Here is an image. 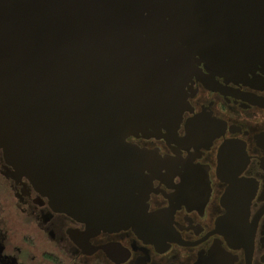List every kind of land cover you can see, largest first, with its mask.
<instances>
[{"label": "water", "instance_id": "95a60500", "mask_svg": "<svg viewBox=\"0 0 264 264\" xmlns=\"http://www.w3.org/2000/svg\"><path fill=\"white\" fill-rule=\"evenodd\" d=\"M256 71L264 0H0V150L88 230L152 236L171 159L126 140L175 137L194 79Z\"/></svg>", "mask_w": 264, "mask_h": 264}, {"label": "flooded vegetation", "instance_id": "af4514ba", "mask_svg": "<svg viewBox=\"0 0 264 264\" xmlns=\"http://www.w3.org/2000/svg\"><path fill=\"white\" fill-rule=\"evenodd\" d=\"M188 94L175 137L126 140L171 159L151 181L152 236L88 230L0 150V264H264V74Z\"/></svg>", "mask_w": 264, "mask_h": 264}]
</instances>
